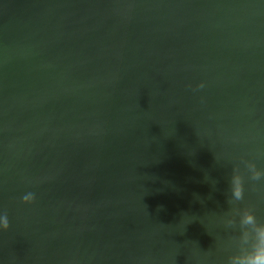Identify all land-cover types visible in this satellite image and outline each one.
Segmentation results:
<instances>
[{"label": "water", "instance_id": "95a60500", "mask_svg": "<svg viewBox=\"0 0 264 264\" xmlns=\"http://www.w3.org/2000/svg\"><path fill=\"white\" fill-rule=\"evenodd\" d=\"M247 161L264 0H0V264H227Z\"/></svg>", "mask_w": 264, "mask_h": 264}, {"label": "clouds", "instance_id": "9594fccd", "mask_svg": "<svg viewBox=\"0 0 264 264\" xmlns=\"http://www.w3.org/2000/svg\"><path fill=\"white\" fill-rule=\"evenodd\" d=\"M197 87L202 89L205 87V83L201 82ZM245 163L250 173L249 179L251 181L256 182L264 179V169L258 168L251 161ZM229 186L231 196L227 198V203L234 207L245 199V177L241 174L238 166L233 169ZM21 201L25 205L34 204L36 195L33 192H27L21 197ZM236 211L239 215V235L233 236L231 239L237 251L228 257L227 264H264V222L258 219L252 207L241 209L237 206ZM226 227L235 229L237 222L235 220H228ZM9 229V217L4 212L0 214V230L8 231Z\"/></svg>", "mask_w": 264, "mask_h": 264}]
</instances>
